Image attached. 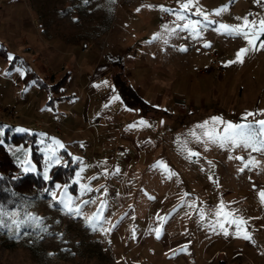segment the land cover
Listing matches in <instances>:
<instances>
[{
    "label": "crops",
    "instance_id": "crops-1",
    "mask_svg": "<svg viewBox=\"0 0 264 264\" xmlns=\"http://www.w3.org/2000/svg\"><path fill=\"white\" fill-rule=\"evenodd\" d=\"M227 1L230 4H225V0H118L115 19L119 25L113 39L124 40L115 41L125 46L126 50L121 51L126 54L112 58L111 50H99L101 34L96 32H92L93 38L87 42L81 39L70 42L69 53H61L63 49L56 47L52 51L45 49L44 56L55 64L56 78L68 77L63 93L67 98L53 105L59 109L57 122L79 127L80 123L89 122L92 111L101 125L127 117L126 130L130 135L123 139L136 157L153 156L165 148L166 142L168 149L186 157V165L199 175L197 180L201 185L189 197L193 200L149 203L142 225L153 232L147 239L145 230L139 228V245L148 246L151 255H156L154 264H217L219 260L228 264H264V202L258 195L264 191V151L249 148L230 153L225 146H220L219 152L212 151L214 142L224 136L228 123L258 128L256 121L264 120V49L260 46L264 35L257 33L253 37L250 32L246 39L220 27L236 28L247 17L250 22L256 21L258 30L262 16L252 14L248 7H238L240 0ZM183 3L190 5L187 10L181 7ZM220 9L226 10L217 15ZM197 21L200 22L198 35L192 31ZM248 39L253 40L252 45ZM243 48L249 51L243 55L242 62L233 63ZM213 55L218 57L224 71L213 69L204 73ZM22 56L41 78L45 77L33 68L31 59ZM117 59L119 62L114 63ZM72 61L74 65L70 64ZM16 67L21 70L17 81H23L26 72ZM117 72L129 78L135 92L152 107L173 116L183 113L182 128L169 132L166 141L158 139L155 132L162 125L156 118L158 114L140 117L139 112L124 105L114 85ZM155 77L174 80L165 89L154 82ZM32 83L39 88L32 87L36 96L26 95L17 100L41 110V106L48 104L43 93L46 91L35 81ZM247 113L254 115L246 116ZM69 157L66 155V161ZM250 159L258 163L245 167ZM241 168L244 170L240 171ZM218 211L223 215L217 216ZM228 213L231 215L227 216ZM129 214L136 215L134 210ZM225 217L243 223L238 229L236 224L225 222ZM161 229L165 231L164 240L157 235ZM127 231L129 236L131 230ZM245 231L250 240L242 238ZM122 257L126 264L127 259ZM141 260L139 253L131 258L138 264Z\"/></svg>",
    "mask_w": 264,
    "mask_h": 264
},
{
    "label": "rangeland",
    "instance_id": "rangeland-1",
    "mask_svg": "<svg viewBox=\"0 0 264 264\" xmlns=\"http://www.w3.org/2000/svg\"><path fill=\"white\" fill-rule=\"evenodd\" d=\"M117 2L0 0V45L9 49L10 56L19 53L27 56L33 68L47 79L56 77L57 72L55 64L44 56L45 49L52 51L56 47L63 49L61 53H69L70 42L79 39L87 42L88 38H93L92 32L101 34L100 40L97 39L101 45L99 50H111V57L116 58L126 54L125 46L115 41L123 43L124 40L113 39L119 25L115 19ZM240 5L264 20V0H240L237 6ZM113 62L118 63L119 59ZM8 63L9 60L0 55V143L14 155L19 172H38L30 145L5 140L6 136L11 139L13 134H36V143L43 154L42 176L47 179L55 165H68V155L72 157L70 165L75 169L77 186L71 191L67 185L58 183L50 198L24 200L14 209H0L3 212L0 215V264H124L122 256L127 259L126 264H138L131 261L138 253L142 257L140 264H154L156 255H151L148 246L139 245V228L145 230L147 239L153 232L142 225V217L151 201L193 200L189 197L201 183L197 180L199 175L186 165V157L172 153L166 142L165 148L154 152L153 156L136 157L123 139L130 135L126 130L127 117L101 125L92 111L89 122L76 127L57 122L60 115L56 106L46 104L39 110L23 105V100L18 102L17 98L36 96L32 87L39 88L22 79L17 81L21 70L8 69ZM70 64L74 65V61ZM213 69L224 71L210 65L203 72L210 73ZM123 79L130 83L129 78ZM152 79L165 89L174 80ZM43 93L48 100L49 94ZM157 114L162 124L155 132L158 139L166 141L169 132L182 128L183 113L173 116L160 110ZM170 119L175 122L171 123ZM155 127L157 129L158 125ZM214 144L212 151H221L220 140ZM224 146L230 153L249 149L231 142H225ZM132 210L135 216H130ZM127 229L131 230L129 236ZM158 232L164 240L165 231Z\"/></svg>",
    "mask_w": 264,
    "mask_h": 264
},
{
    "label": "trees",
    "instance_id": "trees-1",
    "mask_svg": "<svg viewBox=\"0 0 264 264\" xmlns=\"http://www.w3.org/2000/svg\"><path fill=\"white\" fill-rule=\"evenodd\" d=\"M9 52L4 44L0 45V55L9 60L8 69H14L16 66L22 67L26 72L23 81L26 84L35 81L41 89L46 91L49 94L48 104L54 105L56 102L67 98L63 94L67 85V75L58 78L55 76L49 79L46 77L41 78L22 55L14 54L11 56L12 59H9ZM114 85L124 105L139 112L140 117L148 118L160 112L139 96L118 72L114 76ZM5 140L17 144H21V141H23L26 146L30 145L31 156L37 163L39 171L19 172V165L15 161L14 155L5 144L0 143V209H14L24 200H34L39 197L50 198L51 191L58 183L67 185L71 191L76 190L77 182L75 181V169L73 165H70L71 157L68 159V165L58 164L53 166L49 177L46 179L40 172L43 154L40 153L39 145L36 143V134L31 136H28L27 133L13 134L11 139L6 136ZM217 264H228V262L219 260Z\"/></svg>",
    "mask_w": 264,
    "mask_h": 264
},
{
    "label": "snow or ice",
    "instance_id": "snow-or-ice-1",
    "mask_svg": "<svg viewBox=\"0 0 264 264\" xmlns=\"http://www.w3.org/2000/svg\"><path fill=\"white\" fill-rule=\"evenodd\" d=\"M189 4L188 3H183L181 5V7L185 10H187L189 8ZM226 9H220L216 12L217 15L220 14L221 11H224ZM183 17H181L182 19ZM204 19L207 20V16L205 15L204 16ZM199 21L195 22L193 25H192V31L193 33L197 34L198 35V32H197V25H199ZM249 24H251V29H248V26ZM187 27V26H185ZM222 29H224L226 32H228L229 34H238V35H243L246 39L248 38L249 36V33L251 32V35L253 37H257V33L259 35H264V20H260L259 21V28L257 30V24H256V21H249L247 19V17H244L243 18V24L241 26H238L236 28H231L229 26H226V25H221L220 26ZM245 29H248V31H245ZM253 30H256V31H253ZM248 43L249 45H252L253 44V40L252 39H248ZM206 47L207 46H210V45H205ZM261 47H264V42L261 43L260 45ZM249 51L248 48H243L240 50V52L237 54V59L236 61H233L234 62H242V57L245 53H247ZM9 59H12V57L10 56ZM250 115H254L253 113H247L246 116H250ZM246 119V117H245ZM141 124H144L145 122L144 121H140ZM256 125H258V128L251 125V124H231V123H228L227 126L225 127L224 129V132H225V135L220 139V143H221V146H224V143L225 142H231L232 144L236 145V146H244L246 148H251L252 151H264V120H259V121H256ZM214 141L216 138H213ZM194 155H196L194 153ZM238 159H241L243 160V157H238ZM158 163H162V162H158ZM255 163H258V162H254L252 159H250L249 161H247L245 163V167H248L249 165H255ZM244 169L241 168L240 171H243ZM260 199L262 202H264V191H260L258 193ZM221 209H223V205H221ZM0 215H3V212L2 210H0ZM217 216H221L223 215L222 211H218L216 213ZM231 213H228L227 216H230ZM225 222L229 223V224H236L237 225V228L239 229V226L240 224L243 223V221H237L235 219H232V220H227V217H225ZM13 223L15 224L16 221H13ZM19 226V225H17ZM220 227L222 229H224V224L221 223L220 224ZM224 234L227 235L228 232L227 230L225 229L224 230ZM239 234V232H238ZM157 235L159 236V232H157ZM242 238L244 239H247V240H250L251 239V236L245 231L242 235Z\"/></svg>",
    "mask_w": 264,
    "mask_h": 264
},
{
    "label": "built area",
    "instance_id": "built-area-1",
    "mask_svg": "<svg viewBox=\"0 0 264 264\" xmlns=\"http://www.w3.org/2000/svg\"><path fill=\"white\" fill-rule=\"evenodd\" d=\"M211 67H214L216 69H224V67L220 64L218 57L216 55L212 59Z\"/></svg>",
    "mask_w": 264,
    "mask_h": 264
}]
</instances>
